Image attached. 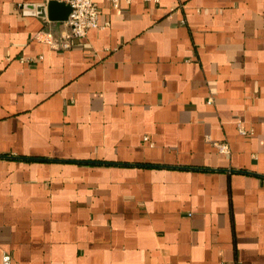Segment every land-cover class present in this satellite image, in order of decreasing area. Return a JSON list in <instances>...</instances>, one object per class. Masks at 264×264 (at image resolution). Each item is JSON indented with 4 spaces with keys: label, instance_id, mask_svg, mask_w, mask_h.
I'll list each match as a JSON object with an SVG mask.
<instances>
[{
    "label": "crops",
    "instance_id": "crops-1",
    "mask_svg": "<svg viewBox=\"0 0 264 264\" xmlns=\"http://www.w3.org/2000/svg\"><path fill=\"white\" fill-rule=\"evenodd\" d=\"M96 4L0 0V264H264V0Z\"/></svg>",
    "mask_w": 264,
    "mask_h": 264
},
{
    "label": "built area",
    "instance_id": "built-area-1",
    "mask_svg": "<svg viewBox=\"0 0 264 264\" xmlns=\"http://www.w3.org/2000/svg\"><path fill=\"white\" fill-rule=\"evenodd\" d=\"M113 5H117L119 0H108ZM149 1V0H147ZM57 2L64 4L70 8V14L65 21L69 28V36L73 39L84 38L87 32L91 29L102 28L98 21V11L96 0H45V3ZM68 44L62 43V47H67ZM210 100L207 101V104ZM239 132L242 135L247 134L246 131L239 128ZM210 141V139H209ZM213 147L219 152L226 154L229 152L228 145L221 141L211 142ZM2 264H11V256L9 254H4L2 256ZM237 264H245L239 261Z\"/></svg>",
    "mask_w": 264,
    "mask_h": 264
},
{
    "label": "water",
    "instance_id": "water-1",
    "mask_svg": "<svg viewBox=\"0 0 264 264\" xmlns=\"http://www.w3.org/2000/svg\"><path fill=\"white\" fill-rule=\"evenodd\" d=\"M33 14V10L36 12V15L40 17H47L49 20L53 21H66L68 15L70 14V8L64 4L57 2H49L46 5L28 6L25 8Z\"/></svg>",
    "mask_w": 264,
    "mask_h": 264
}]
</instances>
